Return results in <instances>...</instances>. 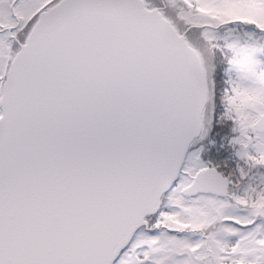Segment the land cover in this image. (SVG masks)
<instances>
[{
  "label": "snow or ice",
  "instance_id": "obj_1",
  "mask_svg": "<svg viewBox=\"0 0 264 264\" xmlns=\"http://www.w3.org/2000/svg\"><path fill=\"white\" fill-rule=\"evenodd\" d=\"M0 264H264V0H0Z\"/></svg>",
  "mask_w": 264,
  "mask_h": 264
}]
</instances>
